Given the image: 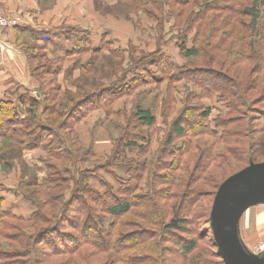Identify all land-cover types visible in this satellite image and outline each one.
I'll return each mask as SVG.
<instances>
[{"label": "trees", "instance_id": "obj_1", "mask_svg": "<svg viewBox=\"0 0 264 264\" xmlns=\"http://www.w3.org/2000/svg\"><path fill=\"white\" fill-rule=\"evenodd\" d=\"M121 1L131 3L135 13L142 10L161 21L165 16L169 19L174 17V26L181 34L177 39L180 53L186 59L196 60L198 64L210 65L211 76L224 82V85L212 81L207 82L208 79L204 76L201 77L188 68L179 67L171 56L163 51V47H160L151 59H144L145 61L141 62V69L138 67L136 70L145 75L149 74V78L136 74L134 79L128 82L130 74H134L133 70H130L122 81L120 79L121 83L104 87L101 91L92 89V93H88L84 98L80 96L83 99L78 95L76 99L66 97L59 105L63 106L65 101H69L73 105L78 102L76 107L85 104V110L106 108L105 112L109 120V116L116 114L117 111L110 112L108 108L113 106L119 98L132 93L138 86L136 83H131L132 80L139 79L140 84L146 85L150 82L162 83L168 80L173 83L188 79L198 87L203 86V95L207 97L213 96L216 88L220 89L217 98L225 103L227 112L221 113L213 126L206 121L211 116L212 106L201 109L190 105L184 106L180 115L173 121L166 140L167 147L164 150L167 156L166 161L156 160L149 166L146 160L127 162L129 157L124 155L121 157V155L126 148H135L141 154H147L149 151L147 146L151 142L150 137L142 136L143 143L137 140L123 141L125 139L123 136L115 138L111 150V153H114L113 160L120 162L117 165L127 167L130 172L129 178L123 179L115 176L112 169L106 171L117 178L116 181L120 184L118 187L105 177L96 176L97 180L106 186L105 190L98 189L89 181L97 173L88 171L82 178L85 186L74 187L75 190L67 198L64 193L52 195L48 189L42 188L43 183L40 185V190L36 192L42 198L41 201L37 202L34 198L28 200L34 208L28 216L15 212L13 207L8 208L5 205V197L0 196V264H48L50 258L58 255H69L71 261L68 264H214L211 261L200 260L202 258L200 253L193 255L194 251L199 248L198 241L204 238L210 239L209 245L213 250V256L218 258L220 264H225L218 253L210 221L212 197L215 191L207 194V190H202V186L211 185L216 190L227 178L251 163H256L264 153V141L254 138L256 131L251 127L256 119H252L249 123V120L253 118L252 113L256 105L264 102V0ZM194 28L196 32L192 36V41L189 42L188 34ZM68 29L69 33L60 31L51 34L40 33L37 36L31 33L30 36L41 39L43 42H50L51 45H59V47L62 46L58 43L59 41L53 40L56 37L64 38L70 46L66 47L67 50L63 49V52L69 56L83 55L88 52L98 56L105 50L106 35L98 44L94 43L91 37H80L79 35H83L80 30L83 31V29ZM116 55L119 56L117 53ZM153 66L158 70L152 71ZM91 69L96 72L93 65ZM174 71L176 73H172ZM88 72L90 73V70ZM168 72L171 73L168 75ZM256 74L257 78L254 77ZM78 87V94H82V85ZM254 94H258V97L251 99ZM39 100L37 97L24 95L15 99L10 97L7 101L0 103L2 144H10V146L18 144L21 146L20 150L42 147L44 143L40 142L48 135L53 138L51 143L56 148L70 151L67 138L60 132L57 134L53 124L38 121L41 123L38 125L39 128L50 132L47 135L41 132L36 136L33 130L31 139L22 137L26 133L19 129L18 124L22 122V118L23 121L27 118L26 114L32 115L31 109L38 105ZM26 103L29 104L26 106ZM252 103L254 106H251ZM102 105H108V107H102ZM45 108L47 111L50 109L49 105ZM55 108H52V112L58 114ZM75 110L76 108L67 113L71 120L61 123V129L73 130L77 138L75 143H78L80 142L79 133L74 126L84 118L88 111L83 113V116L76 115ZM134 110L133 117L141 126L148 129L155 126L157 118L153 107L136 105ZM259 116V119H264V111L260 112ZM51 122L57 124L54 120ZM118 127L120 128L119 125ZM175 137L186 139L177 145L174 142ZM117 142L123 145L119 147ZM52 145H44L49 156L62 160L60 151L53 149ZM83 146L81 145V148H84ZM89 151L88 154L91 153L92 157L99 156L94 153V150ZM233 160L245 166L238 168L237 166L240 165L236 166ZM37 168L58 169L55 165L45 168L38 165ZM102 169L105 170V168ZM147 170H149L147 183H149L150 191L139 196V200H134L136 195L131 194L141 190L140 183L145 180ZM133 179L139 181V184L128 185L127 182ZM76 182L78 181L75 180V185ZM31 184L36 183L29 185ZM185 189L186 191H183ZM87 194L95 203H98L96 208L92 209L85 199ZM204 197L208 199L202 201ZM187 200H190L192 205L185 208ZM133 207H142L143 210L149 209L150 211L149 213H137L132 210ZM90 209L97 212L96 215L88 213L84 217L83 212ZM72 216L75 217V221ZM132 217L135 218L133 226H140V231L124 230L126 225L131 226ZM6 218L15 219L18 222L33 221L34 224L40 225L33 234L21 232L8 237L6 228L12 226L9 225V221H5ZM137 218L142 223H138ZM201 221L207 222L209 227L201 229L202 234L199 235V232H193L189 224L192 222L199 224ZM64 224L71 228V232L62 230ZM150 224L154 228L146 227ZM143 225L146 226L143 227ZM178 232L194 233L195 237L189 239L184 237L178 242L174 237ZM3 237L15 242L13 243L15 245H10L13 248L12 251H2L1 239ZM169 243H175L177 247L167 245ZM172 256H179L181 259L170 263ZM22 257L28 258V263L23 261ZM62 264H66V261Z\"/></svg>", "mask_w": 264, "mask_h": 264}, {"label": "rangeland", "instance_id": "obj_2", "mask_svg": "<svg viewBox=\"0 0 264 264\" xmlns=\"http://www.w3.org/2000/svg\"><path fill=\"white\" fill-rule=\"evenodd\" d=\"M93 1L95 9L100 13V15L105 17V23L109 24L113 29L110 30L109 36L107 35V38L104 39L106 43L104 48L105 50H103L98 56L90 52L83 55L69 56L67 53L63 52V49L67 50L66 47L70 46L69 42L64 40V38L58 39L57 37L55 38L56 40L54 39L53 41H59L58 43H60L64 48L62 46H60L62 47L60 48L59 45H51L50 42H43L38 38H29L27 36H25L24 42L22 43L24 46L20 47L29 59L31 72L35 80V86L32 94L28 93L26 95H31L32 97L40 99L38 101V105L32 107V115L29 114L28 116V114H26L27 118L24 119V121L22 118V122L18 124L19 129L26 133L25 135H22V137L31 139L33 137L31 134L33 130H35L36 136L41 132H44V134L47 135L50 131L46 129L42 130L38 125H41V123L53 124L55 131L58 132L57 134L60 132L62 135H65L70 148V151L56 148L54 144L52 145L51 143V139L53 138L48 135L44 140H41L40 143H44V145L47 146L51 144L53 149L60 151L63 158H61L62 160H56L52 156H49L47 148L44 147V145L42 147L36 146L34 148L20 150V145H3L2 140L0 139V196H6L5 205L8 208L12 209L13 207L15 212L23 213L26 216L30 215L34 210L33 206H31L28 202L29 198H34L37 202L39 200L41 201L42 198L39 194H36V192L40 190V185H43V183L44 186L42 188L48 189L52 195L64 193L66 198L75 190L74 187H77L78 185L80 187L85 186V181H83L82 178L87 171L89 173H97L94 177H91L89 181H91V183L94 186H97L100 190H105L106 186L104 184L102 185V182L97 180L96 176L105 177L106 180H109L116 187L120 186V184L116 181L117 178H114L111 174L106 172L111 171L112 169L115 176H119L123 179H127L130 176V172H128L127 167L117 165L120 162H115L113 160L114 153L112 154L111 150L113 149L115 138L123 136L125 137L123 141L137 140L139 143H143L141 140L142 136L150 137L151 142L147 146L149 150L147 154H141V152L135 148H126L121 155V157H123V155L127 158L129 157L127 162L130 160H136L138 162L146 160L148 161L149 166L151 163H155L156 160L166 161L167 156L164 152L167 147L166 140L171 131L173 121L180 115L184 106L190 105L192 107H198V109L212 106L213 110L211 116L206 120L209 125L216 123L215 120L221 116V113L227 112V106L225 103L217 98V95L220 94V89L216 88V90L213 91V96L207 97L205 94L203 95V86L198 87L194 82L189 81L188 79H183L179 82L173 83L168 80L163 81L162 83L150 82V84L146 85L140 84L139 79H136V81L132 80L131 83H136L138 86L136 85L137 87L132 91V93L119 98L113 106L108 108L110 112L117 111L116 114L109 116V120H107L108 118L105 112L106 108L85 110V104L76 107L78 102H75L73 105L69 101H65L63 106H60L59 104L62 100L66 99V97H69V99H76L78 97L84 98L88 93H92V89L101 91L104 87L121 83L126 73L130 70H133L132 72L134 74H130L127 79L128 82L136 74L137 76L142 74V76H147V78H149V74L145 75L144 73H140L136 70L138 67L141 69V62L146 59H151L160 47H163V51L169 54L179 67L188 68V70L194 71L199 76H204L208 79L207 82L212 81L213 83L224 85V82H220V80L211 76L209 73V71H212L210 65L198 64L196 60L192 61L190 59H186L180 53L177 39L181 34L179 33L178 28L174 26V17H170L169 19L168 16H165V20L162 19L161 21V19L151 17L142 10L135 13L132 9L131 3L129 2H122L121 0ZM68 30L69 29L66 31ZM80 31L83 32V35H85L83 36L81 34L79 35L80 37H91V33L89 31ZM195 32L196 28L189 32V42L192 41V36ZM99 35L101 36V34ZM103 37L101 36L99 39H102ZM95 41L98 44L100 43L98 39ZM116 53L119 56H117ZM92 65L94 66L96 72L91 69ZM151 69L152 71L158 70L155 66ZM89 70L90 73L88 72ZM252 70L254 71V68H252ZM221 71L225 72L223 70ZM170 73L171 72H168V75ZM172 73H176V71ZM93 74H96V76H93ZM82 77L83 79H81ZM254 77L257 78V74ZM78 85H82L83 87L82 94H78ZM199 94H201V96H205V98H201ZM77 95L78 97H76ZM255 97H258V94L252 95L251 99ZM28 104L29 103H26V106ZM47 105L50 107L49 111L45 108ZM136 105H141L142 107L151 106L154 108L157 118V122L154 127L150 129L145 128L134 119V108ZM251 106H254V104L252 103ZM53 107H56L55 110L59 112L58 114H54V112H52ZM102 107H108V105H102ZM75 108L76 110L74 112L76 115H83V113L88 111L85 113V116L83 115L84 118L74 126L75 130L77 126L79 124L81 125V123L85 122V120H89L90 122L85 126L86 135H84V133L81 136L78 134L80 139V142L78 143H75L77 138L73 130L61 129V123L71 120V117L67 116V113L72 112ZM254 109L255 110L252 113L253 118L249 120V123L252 119H256L251 124V127H253L256 131V133H254V138L256 140L264 141V119H259L260 112L264 111V102H260ZM23 116L24 113L22 117ZM51 120L56 121L57 124L55 125V123L51 122ZM116 125L117 127L119 125L120 128H117ZM91 133L94 136L93 139L95 144L100 141H97L98 138L105 139L103 142L112 141V143L109 147H106V149H104V147L101 149V152L96 153L97 151L95 152V150H98L99 148H95V145H87L88 140H85V138L89 139V136L91 137ZM81 137L84 139V142L86 141L85 145L81 142ZM185 139V137H175L174 142L178 145L183 143ZM81 145H84V148H81ZM118 145L120 147L123 143H118ZM89 150H94V153L99 156L92 157L91 153L88 154V152H90ZM263 154L259 159H257L256 163L264 162ZM233 162L236 166L240 165L237 166L238 168L245 166L241 162L237 163V160H233ZM38 165L43 166V168L47 166L49 167V165H55L58 169L48 168L43 170L37 168ZM102 168H105V170ZM148 172L149 170L145 172V180L140 183L141 190L131 194L136 195L134 200H139V196L150 191L149 183H147ZM161 172L164 174L166 173L164 171ZM75 180L78 181V183L76 182V185ZM30 183L36 184L29 185ZM127 183L128 185H135L137 183L139 184V181L133 179L129 180ZM160 187L161 186L159 185V188ZM218 188L215 190L211 185L202 186V190H207V194L215 191L212 197L211 210ZM183 191H186V189ZM85 199H87L92 209L97 207L98 203H95V201L92 200L88 194L85 196ZM206 199L208 198L204 197L202 201H205ZM204 203L205 202H203V204ZM190 205H192L191 201L187 200L185 208H188ZM132 210L137 213H149L150 211L149 209L143 210L142 207H133ZM88 213L96 215L97 212H94L93 210L91 211L90 209L85 210L82 215L85 217ZM194 213H196V211ZM72 219L75 221L74 216H72ZM131 219V226L128 227L126 225L124 230L129 232L140 231V226H133L135 218L132 217ZM138 219L139 218L136 219L138 223H142L141 220ZM127 220L129 221V217ZM5 221H9V225L12 226L10 228H6V234L8 237L21 232L25 234H33L39 227L38 225H40L34 224L33 221L18 222L15 219L10 218H6ZM189 225V227L193 229V232L196 233L197 231L199 232V235L202 234L201 229L204 230L205 227H209V224L205 221H201L199 224L192 222ZM144 226L146 225H143V227ZM14 227H18L19 229ZM146 227L151 229L154 228L151 224ZM62 230L65 232H71V228L67 224H64ZM194 233L187 234L184 232H178L174 237L178 242H180L184 237H187L188 239L193 237L195 235ZM239 237L249 254L260 258L264 257V253H259L255 248L259 241L264 240V204L252 206L244 213L243 218L239 222ZM1 243L3 247L2 251L7 250L10 252L13 250L10 245H15L13 244L15 242L7 237H3L1 239ZM209 243V238L199 240V248L194 251L193 255L200 253L202 255L200 260L203 262L211 261L214 264H220L218 262V258L213 256V250L210 248ZM167 245L173 248L177 247L175 243H169ZM205 251L206 253L204 254ZM21 259L23 261L28 260L26 257H22ZM180 259L181 257L179 256H172L170 258V263L180 261ZM65 261L66 264H68V262L70 263L71 257L69 255H58L50 258L48 264H62Z\"/></svg>", "mask_w": 264, "mask_h": 264}, {"label": "crops", "instance_id": "obj_3", "mask_svg": "<svg viewBox=\"0 0 264 264\" xmlns=\"http://www.w3.org/2000/svg\"><path fill=\"white\" fill-rule=\"evenodd\" d=\"M4 13L10 17H18L22 25L8 29L4 35V43L7 47H0V103L8 98L15 99L28 93L32 94L35 86L30 63L25 52L20 48L24 46L25 36H36L40 33L51 34L66 31L68 28H79L91 33V39H99L103 35L110 34L113 30L105 23V17L94 7L93 0H0ZM109 21V20H108ZM111 22V21H109ZM101 34V36L99 35ZM89 120L79 124L76 128L81 136L86 135L85 126ZM94 128V127H93ZM94 136L85 138L87 145H95L101 149L109 147L112 141L103 142L98 138L95 144ZM85 145L84 139L81 137ZM6 198V196L2 195ZM243 218V217H242ZM241 218V219H242Z\"/></svg>", "mask_w": 264, "mask_h": 264}, {"label": "water", "instance_id": "obj_4", "mask_svg": "<svg viewBox=\"0 0 264 264\" xmlns=\"http://www.w3.org/2000/svg\"><path fill=\"white\" fill-rule=\"evenodd\" d=\"M264 204V162L251 163L218 188L211 210L214 238L225 264H264L249 254L239 237V222L252 206Z\"/></svg>", "mask_w": 264, "mask_h": 264}, {"label": "built area", "instance_id": "obj_5", "mask_svg": "<svg viewBox=\"0 0 264 264\" xmlns=\"http://www.w3.org/2000/svg\"><path fill=\"white\" fill-rule=\"evenodd\" d=\"M21 25H22V20L20 18L18 17L10 18L4 13L0 1V47L2 49L7 47V45L3 42V35L5 31L8 30L9 28L17 27ZM255 248L259 253H264V240L259 241L255 246Z\"/></svg>", "mask_w": 264, "mask_h": 264}]
</instances>
